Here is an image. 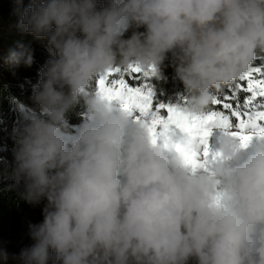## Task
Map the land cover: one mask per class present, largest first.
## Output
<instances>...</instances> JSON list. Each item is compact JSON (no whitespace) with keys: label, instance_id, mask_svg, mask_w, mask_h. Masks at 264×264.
<instances>
[{"label":"clouds","instance_id":"9594fccd","mask_svg":"<svg viewBox=\"0 0 264 264\" xmlns=\"http://www.w3.org/2000/svg\"><path fill=\"white\" fill-rule=\"evenodd\" d=\"M13 15L20 38L0 60L30 67L28 35L49 58L35 106L12 98L21 116L0 180L19 200L46 202L29 224L34 243L0 248V264H264V136L246 152L250 141L221 128L219 155L192 168L93 87L132 65L162 80L167 60L183 85L175 105L203 115L264 54V0H14Z\"/></svg>","mask_w":264,"mask_h":264},{"label":"snow or ice","instance_id":"6c2138e0","mask_svg":"<svg viewBox=\"0 0 264 264\" xmlns=\"http://www.w3.org/2000/svg\"><path fill=\"white\" fill-rule=\"evenodd\" d=\"M150 78V71L135 65L126 70L114 68L95 81V88L109 102L115 101L130 113H138L135 119L146 126L153 143H171L192 168L206 167L219 155L208 144L213 127L231 129L242 147L253 135L264 136V64L252 66L214 96L210 109L200 116L156 100ZM177 133L186 134L191 146L173 142Z\"/></svg>","mask_w":264,"mask_h":264},{"label":"trees","instance_id":"16d2710c","mask_svg":"<svg viewBox=\"0 0 264 264\" xmlns=\"http://www.w3.org/2000/svg\"><path fill=\"white\" fill-rule=\"evenodd\" d=\"M29 2L30 0H23L25 5ZM13 5L14 0H0V53L5 51L12 41L20 38L14 30L10 31L17 21V17L13 15ZM128 35L130 32L125 33V36ZM23 39L26 43H30L32 49L33 63L30 67L23 64L11 66L0 60V168L3 167L4 162L11 164L14 158L13 129L19 122L21 112L12 98L15 97L16 101L24 106H35L31 99L32 86L37 82L38 69L49 58L46 41L36 40L30 35L24 36ZM261 64H264V54L257 56L253 66ZM160 70L162 80L150 78L155 99L163 103H179L183 85L176 77L174 68L166 60ZM83 118L75 112L68 116L71 125H78ZM5 183L11 181L0 180V248L11 255L18 254L19 250L25 247L29 238V224L43 221L42 210L46 201L39 204L41 216L37 214L35 217L33 210L38 205L19 200L14 190L5 192L3 190ZM8 264H17V262L9 259Z\"/></svg>","mask_w":264,"mask_h":264},{"label":"rangeland","instance_id":"374dc122","mask_svg":"<svg viewBox=\"0 0 264 264\" xmlns=\"http://www.w3.org/2000/svg\"><path fill=\"white\" fill-rule=\"evenodd\" d=\"M217 129H218V128H217ZM218 146H219V144H218ZM40 209H41V206L38 205L37 208H35V209L33 210V213H34V216H35V217L37 216V214H39V215L41 216V211H40ZM33 243H34V241H32L31 238H30V236H29V238H28V240H27V243L25 244V247L31 246ZM19 252H20V250H19Z\"/></svg>","mask_w":264,"mask_h":264}]
</instances>
